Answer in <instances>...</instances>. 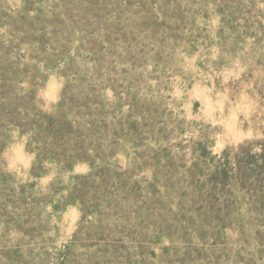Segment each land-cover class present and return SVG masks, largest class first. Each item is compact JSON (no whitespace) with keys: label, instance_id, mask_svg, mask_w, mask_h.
Instances as JSON below:
<instances>
[{"label":"rangeland","instance_id":"rangeland-1","mask_svg":"<svg viewBox=\"0 0 264 264\" xmlns=\"http://www.w3.org/2000/svg\"><path fill=\"white\" fill-rule=\"evenodd\" d=\"M0 264H264V0H0Z\"/></svg>","mask_w":264,"mask_h":264}]
</instances>
